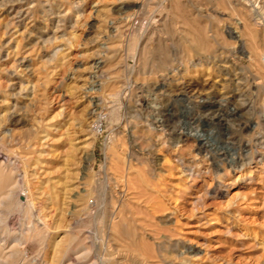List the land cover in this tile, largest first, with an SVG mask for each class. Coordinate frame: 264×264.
Masks as SVG:
<instances>
[{
	"label": "rangeland",
	"instance_id": "rangeland-1",
	"mask_svg": "<svg viewBox=\"0 0 264 264\" xmlns=\"http://www.w3.org/2000/svg\"><path fill=\"white\" fill-rule=\"evenodd\" d=\"M263 55L264 0H0V264H264Z\"/></svg>",
	"mask_w": 264,
	"mask_h": 264
},
{
	"label": "bare ground",
	"instance_id": "bare-ground-1",
	"mask_svg": "<svg viewBox=\"0 0 264 264\" xmlns=\"http://www.w3.org/2000/svg\"><path fill=\"white\" fill-rule=\"evenodd\" d=\"M233 32H236V31L234 30ZM238 42H239V39H238ZM1 168H0V224H4L5 213L13 209H24L25 212H27L28 202H27V198L24 201L23 200L20 201L16 193V182L14 181L11 172L5 171ZM1 250L2 249H0V262L1 263L14 262L15 260L20 259V253L15 250L10 251L9 253H3V251Z\"/></svg>",
	"mask_w": 264,
	"mask_h": 264
},
{
	"label": "built area",
	"instance_id": "built-area-1",
	"mask_svg": "<svg viewBox=\"0 0 264 264\" xmlns=\"http://www.w3.org/2000/svg\"><path fill=\"white\" fill-rule=\"evenodd\" d=\"M261 63L263 65V67H264V55L261 58ZM94 129L97 130V131L101 130V125L100 124H97V123L94 124Z\"/></svg>",
	"mask_w": 264,
	"mask_h": 264
}]
</instances>
